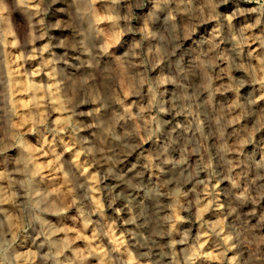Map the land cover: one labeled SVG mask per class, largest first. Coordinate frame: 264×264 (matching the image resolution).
<instances>
[{
	"label": "clouds",
	"instance_id": "1",
	"mask_svg": "<svg viewBox=\"0 0 264 264\" xmlns=\"http://www.w3.org/2000/svg\"><path fill=\"white\" fill-rule=\"evenodd\" d=\"M64 2L67 4L68 0ZM124 2L71 0L70 6L75 7L74 19L78 21L79 51L85 58L80 61V65L87 73L86 82L93 80L102 64L111 61L113 57L121 68L119 73L108 74L103 86L93 87L85 93L84 100L79 102L95 106L87 113L95 117V124L84 125L77 119L83 115L76 111L78 102L65 90L67 70L59 66L64 57H57L53 53L50 59H43V54L51 52L54 47L51 39L42 48L32 47L30 52L27 51L28 45H35L37 40L47 36L49 25L46 17L50 5L46 0H0V48L20 49L15 62L11 61L6 51L0 53L4 57L0 59V82L6 77L8 83L7 90L0 92V264H264V254L259 250L247 259L244 257L240 250L245 243L242 239L244 234L233 230L228 217L223 214L224 204L219 199V193L225 191L221 184L225 182L231 186L233 202L240 207L264 199V185H260L256 195H253V186L259 180H264V175L258 173L255 179L248 182L242 170L244 161L240 157L244 156L243 149L249 141L243 140L237 145L228 146L221 140L216 148L219 161L214 164L207 143L208 136L204 134L203 123L199 121L198 109L202 105L197 104L196 93L190 94L192 84L185 80L180 60L177 58L170 61L169 67L174 70L164 75L163 69L156 72L163 60L159 54L160 49L156 50L155 61L151 52L147 56L136 52L118 56L113 52L114 46L120 43V37L134 31L131 26L133 7H141L139 0L135 4L127 0V14L121 15L120 6ZM180 2L185 4L186 11L191 15L189 32H193L198 23L218 19L214 14L217 6L215 0H206L205 6L200 8L192 7L193 0ZM255 2L259 7L239 10L227 17L231 29L235 17L255 14L254 22L245 23L238 33H232L231 40L237 56L241 55L244 45L261 39L258 35H246L264 23V0ZM98 4L103 7L97 8ZM205 7L212 10L207 16L204 15ZM17 12L21 16L20 21L14 20ZM121 21L125 22V27H121ZM104 22L112 26L111 37L101 27ZM59 26V21L52 25ZM169 44L170 56H176L177 49L184 47L175 37ZM198 47L197 42L193 41L184 50L194 57L193 63L204 70L205 75L206 70L215 65L216 59L226 60L229 62L227 71L230 72L233 66L245 68L253 82L264 88V56L256 57L258 66L253 67L244 63L235 64L227 55L216 59L205 58L206 53L197 55ZM38 57L39 66L34 63L30 68L26 66ZM136 59H139V64ZM12 63L16 64L15 68ZM18 77L22 79L18 81ZM208 80L210 83L211 77ZM244 83L241 80L238 86ZM173 85L180 94L179 99L186 104L178 107L174 99L173 109H169L166 107L168 86ZM205 90H208L207 86ZM19 93L26 95L27 99H16ZM122 95L127 98V103ZM145 104L146 108L143 107ZM136 105H140L141 109L134 114L133 108ZM120 108L124 110L123 115ZM194 108L197 110L194 111ZM173 110H176L177 115L194 117L202 142L197 141L195 147H191V140L176 143L171 151L165 148L155 154L145 149L149 155L144 157L147 161L144 168L148 172L158 169L165 174L166 179L154 181L141 172L137 173L138 182L133 183L131 179H125L127 172L123 168L116 171L109 167L102 174L99 170L90 172L80 165V157L94 151L86 147L89 141L81 135L86 127L100 128L120 143L124 150L135 151L143 145L131 143V137L140 136L143 132L144 143L154 137L158 138L163 126L170 123L160 117H167ZM146 111L149 113L148 119L144 118ZM153 111L155 115L151 114ZM52 113L57 114L55 119L51 118ZM101 113H105L108 119ZM121 120L125 124L120 125ZM127 120H143V127L128 132ZM220 123L221 118L218 117L216 124ZM261 129H264V124L258 123L254 131ZM49 135L52 141L57 137L62 138L60 143L63 144V152H56L53 142L48 139ZM29 136L36 138L40 146L37 147ZM261 145H264V138L258 142L261 159L264 161V146ZM77 146L79 150L74 152L72 163L79 175L61 163L64 153H73ZM46 147L48 152H45ZM230 153H234L237 158L228 159ZM193 154H200V161L194 169L189 164V157ZM204 154L208 155L206 161ZM46 155L53 159L48 164L41 163V157ZM107 159L111 162L113 158ZM221 164L224 171L218 172L217 167ZM164 166H169L167 172ZM258 167H264V163ZM47 169L51 171L46 175ZM201 172L208 173V179H197ZM53 173L60 174L63 182L57 178L50 183L48 177ZM109 178L118 181L120 185L126 184L128 188H120L119 193L114 195L118 185L105 186ZM193 180L197 187L203 185V189L197 192L196 188H192L196 198L185 205L182 198L188 197L189 193L184 191V186ZM164 198L170 201L164 205L168 213L162 216L157 213L154 219L153 206ZM117 201H121L128 209L129 218L123 221L124 224L136 225L135 231H121L117 235V221L107 215V210L113 208ZM82 209L86 210L82 227L63 226L78 220ZM122 211L123 208H115L117 215ZM181 212H187L188 215H181ZM93 216L97 220L94 221ZM184 224L198 228L194 240L191 236L192 227L183 231L178 227ZM257 224L264 228V212L259 215ZM89 229L91 236H85L84 233ZM129 236L135 241L134 244L129 242ZM103 237L108 238L110 246L103 242ZM78 241H86L87 246L77 247ZM178 246L184 247L178 249Z\"/></svg>",
	"mask_w": 264,
	"mask_h": 264
},
{
	"label": "rangeland",
	"instance_id": "2",
	"mask_svg": "<svg viewBox=\"0 0 264 264\" xmlns=\"http://www.w3.org/2000/svg\"><path fill=\"white\" fill-rule=\"evenodd\" d=\"M47 4L50 5V12L46 17V23L49 25L47 30V36L43 40H37L35 45H28L27 51L30 52L32 47L42 48L45 44L51 43L54 47L51 52H46L43 54V59H50L54 53L57 57H64L60 61L59 66L64 67L67 70L68 79L65 82V90L67 94L78 102L76 105V111L83 113V115L78 116L77 119L84 125L95 124V117L90 116L87 113L91 111L95 106H89L85 103H79L85 98V93L90 91L93 87L103 86L106 83L105 77L108 74H116L121 71L116 58L113 57L111 61L102 66L97 70L96 76L93 80H88L86 82L87 73L84 72L80 65V61L85 59L79 51V36L77 35L78 21L74 19L75 7L70 6L71 0H68L66 4L64 0H58V2H53V0H46ZM133 4L137 0H131ZM141 7H133L132 14L133 19L131 20V26L134 29L132 32H126L120 37V43L113 48V52L116 55L132 54L133 52L142 53L147 56L149 52L152 53L153 61L156 60V50L160 49V55L163 57L162 63L156 72L159 73L161 69L164 70L163 74L168 75L174 69L169 67V63L172 60L179 59L183 64V75L186 81L191 82L192 87L190 88V94L196 93L197 104L202 105L198 111L199 121L203 123V132L208 136V146L211 149V155L213 156V163L217 164L219 157L216 155V148L219 147L221 140L228 146L237 145L243 140H248L249 143L245 145L243 151L244 156L240 157L244 161L243 173L247 178L248 182H251L256 178L257 174L264 175V167H258L264 163L261 159L260 147H258V142L264 138V129L260 131H254L257 128L258 123L264 124V88L259 84L253 82L252 76L245 68L232 67L231 71L229 69V62L226 60L216 59L219 56L227 55L235 64L244 63L245 65H251L256 67V57L264 56V23L252 32L246 33L248 36H260V40L250 41L247 45L243 46V51L241 55L237 56L234 51V44L231 40L233 31L238 33L239 28H241L245 23L254 22L255 14H245L235 17L232 21V28L230 29L227 17L232 16L239 10H245L249 8L259 7L255 0H215L216 8L215 15L218 19H209L203 23H198L193 32H189L191 25V15L186 11L185 4L181 3L180 0H139ZM206 0H193L192 7L200 8L204 7ZM101 4L97 5V8H102ZM121 15L127 14V0L121 4ZM62 9V10H61ZM212 10L205 7L204 15L207 16ZM15 21H20L21 16L17 12L14 15ZM57 21L60 22L59 27H52ZM121 27H125L124 21L120 22ZM101 27L105 29L108 37L112 36V26L109 22H104ZM219 30V31H217ZM187 33V35H186ZM39 34V33H37ZM173 37L177 38L179 42L184 45V47L177 49L176 56H170L168 53L171 51L169 42L173 40ZM22 41L24 37H21ZM63 41V46L61 42ZM195 41L199 45L196 48L197 55L201 53H206L207 57L216 59L214 66L209 67L207 75L205 71L196 66L193 63L194 57L189 56L184 50L185 47L192 45ZM208 44V45H207ZM211 46H210V45ZM139 45V47H137ZM10 54V59L12 62L16 61V57L20 54V49L7 48L6 50L0 48V53L5 52ZM4 57L0 55V59ZM79 58V59H77ZM67 60L68 63L65 64L64 61ZM39 66L40 58L38 57L35 62L29 61L26 65L27 67ZM136 63L139 64V59H136ZM16 64L12 63V67L15 68ZM23 71V69H20ZM151 75V73H150ZM208 77H211V82L209 83ZM22 79L18 77L17 80ZM243 80L245 83L243 86H238L239 82ZM4 84V85H3ZM207 86L208 90H205ZM169 91L167 94V104L166 107L173 109V100L175 99L176 105L182 106L186 104L185 101L179 99V92L175 86H168ZM8 86L6 84V77L3 82H0V92H5ZM261 90V91H260ZM261 92V93H260ZM27 99V96L23 93H19L16 99ZM122 98L123 95H122ZM18 99V100H19ZM126 103L127 98H124ZM255 101V103H253ZM259 102V103H258ZM119 107V106H117ZM147 107V105H143ZM141 109L140 105H136L133 108V113H139ZM123 115L124 110L119 109ZM197 109L194 108V111ZM155 115V111L151 113ZM56 113L51 114V118L55 119ZM105 119H108L105 113H101ZM221 118V123L216 124L217 118ZM144 118H149V113L146 111L144 113ZM161 120H169L170 123L163 126L162 131L159 133L158 138H153V140L144 143L143 142V132L140 136L131 137L130 142L136 144H142V147H138L135 151L124 150L122 145L113 140V138L104 132L102 129L97 127H86L85 131L81 133L82 136L86 137L89 143L86 147L93 148L92 153H87L82 155L79 159V163L83 168H89L91 172L101 171L105 173L108 171L109 167L118 171L123 168L127 172L126 180L131 179L133 183L138 182L137 173H144L145 176H150L154 181L164 180L167 177L165 174L161 173L158 169H153L148 172L144 165L147 161L144 157L149 155V149L153 154L163 151L168 148L170 151L176 143H185L189 140L192 141L191 147H195L197 141H201V132L198 130L197 122L192 116L188 115H177L176 110L170 112V114L165 117L161 116ZM143 120H127V131L132 132L136 129H141L143 127ZM125 124L124 120L120 121V125ZM120 125H117L119 127ZM183 126V127H181ZM191 129L187 131L186 129ZM32 142L36 144L37 147L40 146L37 143L36 138L29 136ZM49 141H52V136H48ZM61 137L53 142L55 150L57 153L63 152V144L60 143ZM65 143L68 142L67 139L64 140ZM202 142V141H201ZM264 146V145H261ZM79 150L74 149L73 153H64L61 158V163L64 164L65 168H72V171L79 175L76 170L75 165L72 161L75 158L74 152ZM203 150H201L202 152ZM45 152H48L47 147ZM107 157H112L110 162ZM176 158H179L177 153ZM234 153L228 155V159H236ZM53 159L50 155L41 157V163L48 164L49 160ZM208 159V155L204 154V160ZM200 161V154H193L189 157V164L191 168H195L197 163ZM159 163V161H157ZM165 172L168 171L169 166H164ZM187 167V165L185 166ZM51 169L46 170L47 172ZM218 172L224 171V167L221 164L217 167ZM238 172L241 169H237ZM187 175V173H185ZM60 179L63 182V177L58 173H53L52 176L48 177L51 183L55 179ZM197 179H208V173L201 172ZM82 182V179H81ZM215 181H213L214 183ZM109 184L118 185L117 191L113 194L119 193L120 188H128L126 184L120 185L118 181H112L111 178L105 181V186ZM264 185V180H259L256 185L253 186V195H256V189ZM192 188H196V191H202L203 185L197 187L195 180L186 184L184 186V191L189 193L188 197L182 198V203L187 205L191 200L194 201L196 198V192L191 191ZM221 188L225 191L219 193V199L224 204V215L228 217V222L232 225L233 230H238L244 235L242 239L245 243L241 245L240 250L243 252L244 257L247 259L251 254L259 250L260 253L264 254V228L257 224L259 215L264 212V199H261L256 204L249 203L245 207H240L238 204L233 202L232 196L230 194L231 186L225 182L221 184ZM131 191V189H129ZM105 198L107 200V192H105ZM170 201L167 198L161 199V201L154 205L153 208L160 209L159 215H166L168 213L166 205ZM123 208V211L117 215L115 208ZM138 212L139 209H134ZM195 209H193V212ZM157 213H153V218L155 219ZM107 215L116 219L118 229L117 235L121 231H135L136 225H126L124 220L129 218L128 209L124 206L121 201H117L116 205L107 210ZM181 215L187 216V212H181ZM86 216V210L82 209L79 213V219L75 221H70L64 224V227H82L83 218ZM256 219H253V217ZM207 218V217H206ZM92 219L95 221L97 217L93 216ZM110 222V221H109ZM181 231L192 227L191 225L184 224L178 226ZM198 231L197 227H192V240L195 239L196 233ZM75 235V233H73ZM85 236H91V229L84 233ZM103 242L108 245V238L103 237ZM130 243H135L131 236L128 237ZM192 240L189 242L191 243ZM99 242V241H98ZM97 242V243H98ZM77 247H86V241H78ZM110 246V245H108ZM184 246H178V249ZM232 253H230L231 255ZM94 264V262H90Z\"/></svg>",
	"mask_w": 264,
	"mask_h": 264
},
{
	"label": "bare ground",
	"instance_id": "3",
	"mask_svg": "<svg viewBox=\"0 0 264 264\" xmlns=\"http://www.w3.org/2000/svg\"><path fill=\"white\" fill-rule=\"evenodd\" d=\"M208 45V44H207ZM210 45V44H209ZM211 46V45H210ZM256 59V58H255ZM256 64H257V66H258V61L256 60ZM5 79V78H4ZM19 81V80H18ZM6 84H7V86H8V83H7V78H6ZM4 85V84H3ZM261 91V90H260ZM264 92V91H263ZM261 93V92H260ZM264 94V93H263ZM19 99V98H18ZM259 103V102H258ZM77 151V150H76ZM87 168V167H86ZM89 169V168H88ZM89 171L91 172V170L89 169ZM174 186V185H173ZM153 213H159L160 214V209L158 208V209H156V208H154V212ZM158 251V250H157Z\"/></svg>",
	"mask_w": 264,
	"mask_h": 264
}]
</instances>
